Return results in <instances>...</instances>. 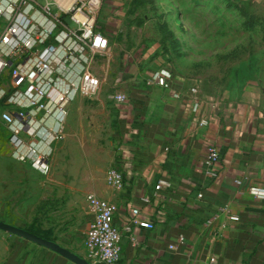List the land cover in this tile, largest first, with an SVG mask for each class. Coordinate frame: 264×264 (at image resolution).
Segmentation results:
<instances>
[{
    "label": "crops",
    "instance_id": "obj_1",
    "mask_svg": "<svg viewBox=\"0 0 264 264\" xmlns=\"http://www.w3.org/2000/svg\"><path fill=\"white\" fill-rule=\"evenodd\" d=\"M107 26L99 25L104 33ZM109 43L114 56L118 44ZM145 49L143 58L105 67L117 69L115 93L128 97L121 106L112 101L115 93L109 99L111 127L97 119L70 123L74 113L105 102L98 95L69 105L64 139L53 145L59 119L35 118L32 142L52 151L48 174L21 159L28 147L14 149L10 129L0 122V220L22 228L38 221L58 244L88 260L86 240L80 250L69 245L77 233L87 238L94 195L117 207L115 225L123 234L117 264H264V197L251 192L264 191V92L253 82L237 94L192 91L147 63ZM164 72L171 75L168 88L154 83ZM9 81L7 73L5 89ZM210 145L221 153L215 183L204 175ZM113 169L124 174L121 190L109 184ZM16 238L0 264H73Z\"/></svg>",
    "mask_w": 264,
    "mask_h": 264
},
{
    "label": "built area",
    "instance_id": "obj_2",
    "mask_svg": "<svg viewBox=\"0 0 264 264\" xmlns=\"http://www.w3.org/2000/svg\"><path fill=\"white\" fill-rule=\"evenodd\" d=\"M103 3L104 0H0V122L10 129L14 149L28 147L21 159L42 174L51 170L52 151L45 152L32 142L38 134L35 118L59 119L49 143L53 145L64 139L69 105L79 97L93 99L99 95L94 61L110 45L99 27ZM7 73L9 89L3 87ZM170 78L164 72L155 77L154 83L168 88ZM112 101L121 106L128 97L115 93ZM205 166L206 181L215 183L221 174V153L214 145L206 150ZM108 181L121 190L124 174L113 169ZM251 192L264 197L260 189ZM203 196L200 193L198 198ZM88 202L94 217L86 238L88 260L93 264H117L123 241L115 225L117 207L94 195L88 197ZM134 214L139 211L134 210ZM210 263L217 264L215 259Z\"/></svg>",
    "mask_w": 264,
    "mask_h": 264
},
{
    "label": "rangeland",
    "instance_id": "obj_3",
    "mask_svg": "<svg viewBox=\"0 0 264 264\" xmlns=\"http://www.w3.org/2000/svg\"><path fill=\"white\" fill-rule=\"evenodd\" d=\"M102 21H108L106 39L113 47L118 44L114 56L109 45L94 61L98 99L105 102L74 113L71 124L97 119L103 128L111 125L109 99L118 90L120 73L105 67L143 58L144 48L150 51L147 63L170 71L192 91L237 94L253 82L264 92V0H104L99 25ZM85 240L77 233L69 246L80 250ZM16 242L15 236L0 231V255Z\"/></svg>",
    "mask_w": 264,
    "mask_h": 264
},
{
    "label": "water",
    "instance_id": "obj_4",
    "mask_svg": "<svg viewBox=\"0 0 264 264\" xmlns=\"http://www.w3.org/2000/svg\"><path fill=\"white\" fill-rule=\"evenodd\" d=\"M67 22H70V20L67 19ZM0 231L26 240L30 243L38 245L39 247L45 248L48 251L67 259L73 264H93L89 260L79 256L77 253L61 246L56 241L44 239L36 234L29 232L26 228L12 225L0 220Z\"/></svg>",
    "mask_w": 264,
    "mask_h": 264
},
{
    "label": "trees",
    "instance_id": "obj_5",
    "mask_svg": "<svg viewBox=\"0 0 264 264\" xmlns=\"http://www.w3.org/2000/svg\"><path fill=\"white\" fill-rule=\"evenodd\" d=\"M2 104H0L1 106ZM29 232L36 234L44 239L55 241L54 233L52 230H44L40 225H38V221H36L32 226L26 228Z\"/></svg>",
    "mask_w": 264,
    "mask_h": 264
}]
</instances>
